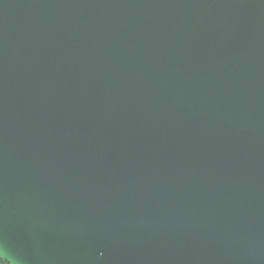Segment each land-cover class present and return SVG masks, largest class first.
Returning <instances> with one entry per match:
<instances>
[{"label":"water","instance_id":"1","mask_svg":"<svg viewBox=\"0 0 264 264\" xmlns=\"http://www.w3.org/2000/svg\"><path fill=\"white\" fill-rule=\"evenodd\" d=\"M0 264H264V0H0Z\"/></svg>","mask_w":264,"mask_h":264}]
</instances>
